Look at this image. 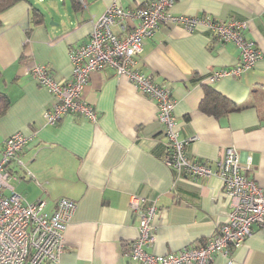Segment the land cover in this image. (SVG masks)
Wrapping results in <instances>:
<instances>
[{
	"label": "crops",
	"instance_id": "crops-1",
	"mask_svg": "<svg viewBox=\"0 0 264 264\" xmlns=\"http://www.w3.org/2000/svg\"><path fill=\"white\" fill-rule=\"evenodd\" d=\"M111 1L20 0L0 14V91L9 99L0 115V155L8 135L21 131L29 137L20 152L25 167L8 162L3 191L45 200L48 211L62 196L77 201L59 260L42 264H139L129 254L139 224L130 206L133 194L158 206L156 237L145 247L154 253L204 243L219 231L229 209L217 174L192 176L165 163L156 102L110 66L92 71L83 91L98 112L96 121L72 112L57 124L46 122L44 112L56 97L31 77L29 66L45 63L59 80L69 79L71 46L89 38ZM117 1L131 8L147 0ZM171 12L240 19L246 37L261 49L253 68L210 82L213 70L239 64V48L206 27L163 22L135 62L171 90L179 137H197L186 143L190 154L214 162L222 148L233 145L248 176L264 187V0H175ZM113 29L122 34L118 25ZM206 86L243 107L219 116L203 112ZM211 264H264V226L254 224L241 244L228 254L215 253Z\"/></svg>",
	"mask_w": 264,
	"mask_h": 264
},
{
	"label": "built area",
	"instance_id": "built-area-1",
	"mask_svg": "<svg viewBox=\"0 0 264 264\" xmlns=\"http://www.w3.org/2000/svg\"><path fill=\"white\" fill-rule=\"evenodd\" d=\"M84 1V0H82ZM175 0H147L138 7L124 8L112 0L95 21L89 38L71 46L69 57L71 76L59 80L45 63L34 62L28 72L36 82L47 88L56 102L44 112L48 124H57L67 113H79L92 121L98 118L95 106L83 98V91L90 74L97 68L110 66L117 76H126L135 86L157 104V117L164 125L167 145L165 163L192 176L217 174L229 196V209L219 231L204 243L185 247L179 251L154 253L146 246L154 242L156 233L154 217L158 206L147 202L141 195L133 194L132 210L139 219L138 235L130 245V256L139 264H211L215 253L228 254L231 248L241 244L251 233L252 226H264V187L247 174V166L233 145L222 148L213 161L200 160L190 154L186 143L195 140L179 137L174 117L176 99L171 90L157 82L152 74L141 71L135 55L144 50L145 40L156 35L163 22L180 23L194 30L203 26L211 30L218 40L231 41L240 50L239 64L230 68L215 69L208 76L210 82L253 68L262 56L255 41L246 37V22L240 19H220L214 16L174 14L171 8ZM132 20L134 22L129 23ZM118 25L122 34L113 26ZM29 137L21 131L8 135L2 144L0 155V264H42L57 261L64 248V234L77 208V201L62 196L55 210H46V201H28L13 192L5 194L8 186V162L15 159L25 167L20 152ZM31 173L30 170H27Z\"/></svg>",
	"mask_w": 264,
	"mask_h": 264
},
{
	"label": "trees",
	"instance_id": "trees-1",
	"mask_svg": "<svg viewBox=\"0 0 264 264\" xmlns=\"http://www.w3.org/2000/svg\"><path fill=\"white\" fill-rule=\"evenodd\" d=\"M18 1L20 0H0V14L2 11L9 8ZM72 2L74 4H79V0H72ZM36 10L38 12L37 8ZM37 12H35L34 15L36 16V21L39 22L40 21L38 18L39 14ZM8 106H9L8 95L5 92L0 91V115L7 110ZM242 107L243 106L237 105L234 102H232L229 98L222 95L212 86H206L205 96L200 104V108L203 112L215 116L226 114L230 111L240 110Z\"/></svg>",
	"mask_w": 264,
	"mask_h": 264
},
{
	"label": "rangeland",
	"instance_id": "rangeland-1",
	"mask_svg": "<svg viewBox=\"0 0 264 264\" xmlns=\"http://www.w3.org/2000/svg\"><path fill=\"white\" fill-rule=\"evenodd\" d=\"M38 6L40 7V4H38Z\"/></svg>",
	"mask_w": 264,
	"mask_h": 264
}]
</instances>
